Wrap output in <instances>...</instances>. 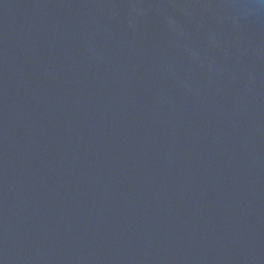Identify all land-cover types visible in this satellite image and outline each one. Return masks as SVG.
<instances>
[{
	"label": "water",
	"instance_id": "95a60500",
	"mask_svg": "<svg viewBox=\"0 0 264 264\" xmlns=\"http://www.w3.org/2000/svg\"><path fill=\"white\" fill-rule=\"evenodd\" d=\"M0 264H264V0H0Z\"/></svg>",
	"mask_w": 264,
	"mask_h": 264
}]
</instances>
